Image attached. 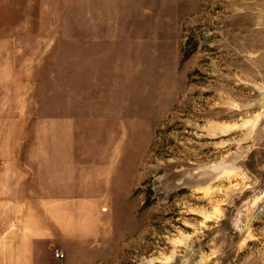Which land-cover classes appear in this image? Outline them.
<instances>
[{"label":"rangeland","instance_id":"374dc122","mask_svg":"<svg viewBox=\"0 0 264 264\" xmlns=\"http://www.w3.org/2000/svg\"><path fill=\"white\" fill-rule=\"evenodd\" d=\"M0 34L38 176L97 194L90 264H264V0H0Z\"/></svg>","mask_w":264,"mask_h":264},{"label":"crops","instance_id":"0c3cea01","mask_svg":"<svg viewBox=\"0 0 264 264\" xmlns=\"http://www.w3.org/2000/svg\"><path fill=\"white\" fill-rule=\"evenodd\" d=\"M20 53L13 38L0 34V264H54L57 249L66 264H90L101 234L100 202L95 189H79L86 176H62L46 161L38 176V133L54 128L38 124L35 86L22 72Z\"/></svg>","mask_w":264,"mask_h":264},{"label":"built area","instance_id":"2783aa9c","mask_svg":"<svg viewBox=\"0 0 264 264\" xmlns=\"http://www.w3.org/2000/svg\"><path fill=\"white\" fill-rule=\"evenodd\" d=\"M55 257L58 258V259H63L65 257V254L63 253L62 250L60 249H57L55 251Z\"/></svg>","mask_w":264,"mask_h":264}]
</instances>
